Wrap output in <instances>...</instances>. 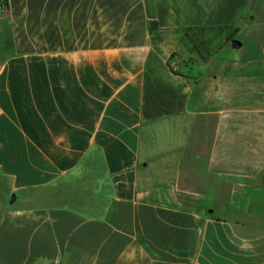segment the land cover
Instances as JSON below:
<instances>
[{
  "label": "crops",
  "instance_id": "1",
  "mask_svg": "<svg viewBox=\"0 0 264 264\" xmlns=\"http://www.w3.org/2000/svg\"><path fill=\"white\" fill-rule=\"evenodd\" d=\"M6 1L0 264H264L255 0Z\"/></svg>",
  "mask_w": 264,
  "mask_h": 264
},
{
  "label": "rangeland",
  "instance_id": "2",
  "mask_svg": "<svg viewBox=\"0 0 264 264\" xmlns=\"http://www.w3.org/2000/svg\"><path fill=\"white\" fill-rule=\"evenodd\" d=\"M247 13L249 14V19L253 18L252 22L245 29L248 35H250L251 31L258 32L261 35L259 38H251L250 40L254 43L264 45V0H255ZM239 39L243 40L245 44L249 43L242 36H239ZM257 39H260V41L256 42Z\"/></svg>",
  "mask_w": 264,
  "mask_h": 264
},
{
  "label": "trees",
  "instance_id": "3",
  "mask_svg": "<svg viewBox=\"0 0 264 264\" xmlns=\"http://www.w3.org/2000/svg\"><path fill=\"white\" fill-rule=\"evenodd\" d=\"M3 3H5L8 7L7 1H2ZM237 32V30H235V32L233 34L230 35V38L234 37L235 33ZM186 37L187 39L190 41V43L193 45V47L195 48V50L199 53V55L206 60L207 59V50L204 46V44L201 42V40L199 39V37L196 35L194 29H187L186 30Z\"/></svg>",
  "mask_w": 264,
  "mask_h": 264
},
{
  "label": "built area",
  "instance_id": "4",
  "mask_svg": "<svg viewBox=\"0 0 264 264\" xmlns=\"http://www.w3.org/2000/svg\"><path fill=\"white\" fill-rule=\"evenodd\" d=\"M8 10V7L5 3H3L2 1H0V14L4 15Z\"/></svg>",
  "mask_w": 264,
  "mask_h": 264
},
{
  "label": "water",
  "instance_id": "5",
  "mask_svg": "<svg viewBox=\"0 0 264 264\" xmlns=\"http://www.w3.org/2000/svg\"><path fill=\"white\" fill-rule=\"evenodd\" d=\"M238 45L240 46V45H241V43H240V42H238Z\"/></svg>",
  "mask_w": 264,
  "mask_h": 264
}]
</instances>
